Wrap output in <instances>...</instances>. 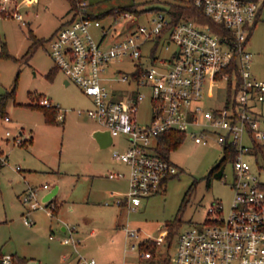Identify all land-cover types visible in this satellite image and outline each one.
I'll use <instances>...</instances> for the list:
<instances>
[{
    "label": "rangeland",
    "instance_id": "rangeland-1",
    "mask_svg": "<svg viewBox=\"0 0 264 264\" xmlns=\"http://www.w3.org/2000/svg\"><path fill=\"white\" fill-rule=\"evenodd\" d=\"M87 1L93 2L87 4L89 10L101 11L128 0ZM168 1L140 2V12L133 15L136 18L115 22L110 39L125 35L139 23L150 25L155 8L165 10ZM256 2L257 17L245 29L251 71L264 78V0ZM14 4L27 22L0 15V49L4 42L9 53L0 54V99L12 89L3 104L10 120L0 116V150L7 154L0 166V252L24 255L25 264H78L77 251L61 241L68 234V227L73 226V235L79 238L78 251L101 263L172 264L178 232L203 222L211 214L208 207L217 201L222 203L223 212L229 207L230 161L222 165L220 176L210 173L223 157L222 146L212 138L206 143L195 142L187 133L169 150L168 157L178 169L165 181L164 192L144 197L134 210L111 202L109 190L127 189L125 180L111 173L127 172L126 164L112 155L124 150L129 138L118 133L112 144L98 145L91 132L101 125L85 112L89 97L75 82H64V73L48 51L49 39L71 15L69 0H14ZM191 17L195 19L194 15ZM100 21L107 25L112 22V15L101 17ZM91 31L98 36L96 27H91ZM32 41L36 43L30 54L24 55ZM157 51H164L163 41ZM141 59L149 63L147 56L142 55ZM134 61L130 56L111 59L102 72L103 78L131 70ZM51 68L54 70L48 76ZM105 84L114 98L130 94V84L125 81L109 78ZM222 86L208 85L211 97L204 103L217 106ZM42 94L57 104L59 111L65 110L64 119L57 118L54 109L39 105ZM255 107L264 114V100L255 103ZM78 108L81 113L76 111ZM148 118L149 104L143 99L138 104L137 119L143 122ZM6 128L11 130L9 135H5ZM16 134L20 136L19 143L14 140ZM261 178L264 179L263 171ZM42 183L48 187L43 188ZM28 185L39 187L38 199L43 203V207L30 211L34 220L31 224L23 221L26 205L21 200ZM55 186L52 200L57 211L52 213L43 195ZM168 223H174L173 228L164 240H154L153 256L140 258L139 242L148 235L156 236L161 229L167 231ZM131 227L139 229L138 236L127 234L126 228Z\"/></svg>",
    "mask_w": 264,
    "mask_h": 264
},
{
    "label": "built area",
    "instance_id": "built-area-1",
    "mask_svg": "<svg viewBox=\"0 0 264 264\" xmlns=\"http://www.w3.org/2000/svg\"><path fill=\"white\" fill-rule=\"evenodd\" d=\"M193 2L212 21L225 27L226 32H218L196 16L169 24L167 13L155 9L150 25L139 23L125 35L110 39V31L115 32V22L133 21L137 13L119 11L112 15V22L104 25L99 17L80 12L70 15L69 20L56 29L48 41V51L66 80L75 82L92 98L93 105L85 109L87 115L107 128L112 136L124 133L129 138L126 148L112 155L127 166V189L111 191L115 194V203L134 210L144 197L162 192L167 178L177 172L176 164L158 150L159 135L163 132L183 131L201 143L212 138L222 146L223 152L227 146L233 149L228 182L232 197L227 211L223 212L222 203L217 201L208 207L211 214L203 222L181 229L172 264H264V179L261 178L264 114L255 107V103L264 100V78L251 71L245 29L255 18L257 2ZM80 4L84 8L87 0ZM0 15L27 22L14 0H0ZM91 27L98 29L97 37ZM161 41L164 51L158 52ZM142 55L148 57L149 63L142 61ZM122 56L135 59L133 68L103 78L108 62ZM109 78L129 83L130 94L121 99L112 97L105 84ZM208 85H223L217 106L204 103L211 97ZM143 99L149 104V118L140 122L137 111ZM39 102L54 106L57 118H63V111L49 98L43 95ZM81 111L77 109L78 113ZM2 118L10 120L7 113ZM10 133L6 128L5 135ZM14 140L19 143L20 136L16 134ZM6 159L7 154L0 150V161L5 163ZM111 174L121 177L124 172ZM41 186L48 185L42 183ZM38 188L28 185L21 193L26 205L25 224L34 221L30 216L32 209L43 207L38 199ZM45 205L51 210L55 207L53 201H46ZM73 230V226L68 227V234L62 236L61 241L77 251V263L107 264L79 252V238L73 235ZM126 232L138 236L139 229L126 228ZM165 238L166 230L161 229L156 236L148 235L144 239L159 242ZM152 256L150 249L139 252L140 258ZM0 264H13V254L1 252Z\"/></svg>",
    "mask_w": 264,
    "mask_h": 264
},
{
    "label": "trees",
    "instance_id": "trees-1",
    "mask_svg": "<svg viewBox=\"0 0 264 264\" xmlns=\"http://www.w3.org/2000/svg\"><path fill=\"white\" fill-rule=\"evenodd\" d=\"M80 1H82V0H69V11L71 12V16H74V15L81 12V13H84L86 16H91V17L95 16V17L101 18V17H104L106 15H115V14H117V12L122 11V10H130L132 12L139 13L141 9L138 8V4L140 2L150 1V0H128L125 3L116 4V5H113L109 8L101 10V11L89 10L86 5L83 8L80 4ZM156 1H158V0H156ZM92 3H93L92 1H87V4H92ZM155 9H162V8L157 7ZM164 11L169 16V24H173L181 18H186L188 16L194 15L197 18L201 19L202 21L210 23L212 25V27L215 28L218 32H226L225 27L221 26V24H219L217 22L212 21L208 16H206L202 12L201 8L195 6L193 0H169L168 6ZM257 13H258V7H257L255 18L257 17ZM68 20L69 19H66V21H68ZM247 38H249L248 35H247ZM35 43H36V41H32V43L28 46V49L26 50L24 55L30 54L32 47L35 45ZM0 54H3V55L9 54L7 47H6V44L4 42L1 45ZM56 67H57V65H56ZM53 70H54L53 68L49 69L46 74L48 76H50L52 74ZM10 93H12V89L9 92H7L4 95V97H6V95L10 94ZM4 97H1V99H0V116H3L5 114L4 113L5 110L3 108V104H4V100H5ZM39 105H42L45 108H52V109H54V113H56V108L54 106H45L44 104H39ZM184 136H185V133L183 131H177V130H169V131L161 133L159 135V142H158L159 152L161 154H163L164 156L168 157L169 150L171 148L175 147L180 141H182ZM227 148L228 149H226L225 152H223V157L220 160V162H218L211 169L210 173H212L216 176L221 175V170L223 167L222 165L226 161H229L233 157V154H234L233 149H231V147L227 146ZM3 164L4 163H2L0 161V166H2ZM171 176H173V175H171ZM173 224L174 223H168L169 229H167V231H166V236H168L169 233L171 232V230L173 228V226H172ZM154 242L155 241L152 239H143L139 242V248L141 250L148 249V248L150 250H152V247H154V244H155ZM13 264H25V258L22 256H19V255L13 254Z\"/></svg>",
    "mask_w": 264,
    "mask_h": 264
},
{
    "label": "water",
    "instance_id": "water-1",
    "mask_svg": "<svg viewBox=\"0 0 264 264\" xmlns=\"http://www.w3.org/2000/svg\"><path fill=\"white\" fill-rule=\"evenodd\" d=\"M92 136L96 139L100 147L107 146L112 143L113 136L107 128H96L92 131ZM57 186L49 190L43 195V200L47 201L56 192ZM112 264V263H111Z\"/></svg>",
    "mask_w": 264,
    "mask_h": 264
},
{
    "label": "crops",
    "instance_id": "crops-1",
    "mask_svg": "<svg viewBox=\"0 0 264 264\" xmlns=\"http://www.w3.org/2000/svg\"><path fill=\"white\" fill-rule=\"evenodd\" d=\"M64 82L65 83H69L70 81H67L66 80V78H64ZM86 96H88L89 97V107H91L92 105H93V100H92V98L89 96V95H87L86 93H84ZM88 108V107H87ZM86 109V108H85ZM77 111V110H76ZM82 112V111H81ZM80 112V113H81ZM64 115H65V110H63V118L62 119H64ZM96 128H102L101 126L100 127H95V128H93L92 129V131L94 130V129H96ZM92 133V132H91ZM96 140V139H95ZM98 143V142H97ZM112 143H113V139H112ZM111 143V144H112ZM99 145V144H98ZM110 145V144H109ZM108 146V145H107ZM104 147V146H103ZM126 174L127 173H124V175L123 176H121V177H117L116 176V178H121V179H123V180H125V187H127V176H126ZM48 187V186H47ZM47 187H45V188H47ZM25 189V188H24ZM23 189V190H24ZM111 191H121V190H119V189H113V190H109L108 191V194H109V196H110V201L111 202H114V197H115V194H112V192ZM165 191V187H164V190L162 191V192H164ZM158 193V192H157ZM53 197V196H52ZM52 197L50 198V199H48L47 201H54V200H52ZM141 202H142V200H141ZM141 202H140V204H141ZM115 203V202H114ZM139 204V205H140ZM119 205H123V204H119ZM138 205V206H139ZM137 206V207H138ZM56 211H57V204L55 205V207L52 209V213H56ZM61 228L64 230L65 229V227L62 225L61 226ZM52 238V237H51ZM64 244H67V243H64ZM77 246H78V244H77ZM78 249V248H77ZM73 250H74V248H73ZM75 251V250H74ZM12 253V252H11ZM12 254H15V253H12ZM15 255H19V256H22V257H24L25 258V256L24 255H20V254H15ZM76 257V261H77V255L75 256ZM96 259V258H95ZM99 262V261H98ZM101 263V262H100ZM111 264V263H110Z\"/></svg>",
    "mask_w": 264,
    "mask_h": 264
}]
</instances>
